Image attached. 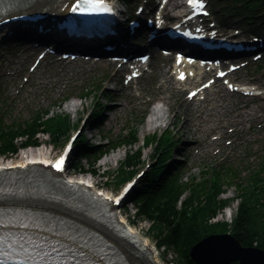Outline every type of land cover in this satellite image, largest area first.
Segmentation results:
<instances>
[{"label": "trees", "instance_id": "16d2710c", "mask_svg": "<svg viewBox=\"0 0 264 264\" xmlns=\"http://www.w3.org/2000/svg\"><path fill=\"white\" fill-rule=\"evenodd\" d=\"M71 131L70 117L60 114L47 120L39 118L24 128H0V156L18 154L20 149L29 145L38 146V135L41 133L48 136L54 146H59ZM151 143L152 146L159 147L156 157L158 162L141 180L133 202L136 218L150 222L149 233L157 239L159 246L173 248L180 259L179 264H193L189 251L195 244L211 234L227 233L230 229L244 247L264 250V188L259 187V182L239 189L240 203L231 224H211V219L229 205V201L219 199L223 191V179L219 175L212 176L206 184L192 186L188 189L189 195L182 201L180 199L185 192L179 184L167 182L165 185L157 175L163 168L169 142L163 138L161 141L152 140ZM141 163V153L127 156L114 184L120 186L135 173L132 169H137ZM94 172L96 173L95 169ZM107 175L109 180L111 174Z\"/></svg>", "mask_w": 264, "mask_h": 264}, {"label": "rangeland", "instance_id": "374dc122", "mask_svg": "<svg viewBox=\"0 0 264 264\" xmlns=\"http://www.w3.org/2000/svg\"><path fill=\"white\" fill-rule=\"evenodd\" d=\"M124 9V8H122ZM255 30L256 28H250ZM97 74V75H95ZM95 74H91L90 76H86V75H80L78 77H76L75 79H72V75L73 72L67 69H63L62 71V77H63V83L60 87L56 88V87H51L49 89V91H47V95H45L44 97H42V99H38L37 97L34 98H29V99H23V97L21 96L19 98V103H17L13 109L11 110V113L9 114L11 116L12 119H18L21 118L23 120L29 119L32 115L33 111L39 110V109H43V110H48L51 109L53 112H56V114H66L69 115L71 118V124L72 126L76 125L77 123H79V121L81 120V118L83 117V115L85 113H88L89 115L91 114V110L92 107L96 101V99H100L103 104L108 105V102L106 101L107 96L110 94L113 96V91L111 90L114 86L115 83L112 84H105V86L102 88V90L99 89V91L95 92V87L98 81V78L100 77L99 73H95ZM42 75V74H41ZM55 75V71L51 72V76L48 77L45 75H42V79L45 80L47 78H50V80L52 82L55 81V79H53L52 76ZM110 81V79H109ZM115 82V80H113ZM165 81V79L162 81H159V83L157 85H155L153 88H151L149 91H147L148 94L154 96L157 95L160 97L161 100H165L167 99L168 95L167 93L164 92L165 87H162L159 89V86L162 85V83ZM107 82V81H105ZM66 86L69 87V89H71L72 93H74V95L76 97H79L80 93L85 92L83 91L84 89L88 88L91 92H93L87 99L85 100H79L77 99L75 102H71L74 105H77L78 108L75 111H68V105L71 103H64L62 105L61 108L57 109L56 106H58V102H61L64 97H66L67 93H64L63 90L66 89ZM120 88V87H118ZM104 97V99L102 98ZM11 98L13 100V94L11 93ZM125 101L121 100L120 104H123ZM169 104L168 105H164V102L162 104H160L162 106V119L161 121H157L154 124L148 123L149 118L147 117V114L149 112H151L152 110V106H148L147 110L143 111V108H138L137 109V113L140 115L139 119L142 118L141 115L146 116L145 120L141 122V124H139V122H135L134 119L132 117H130L129 113L131 111H127L125 112V114L121 115L118 114V116H120L118 118V122L113 125L115 126L113 128V132L116 135H120L122 133L123 130L129 131V128H135L138 133H139V138L141 140V143H139L138 145H136L133 148H122L121 150L118 151H114V152H110L109 154V158L106 159H113L110 162L107 161V163H105L104 159L103 161H101L100 163H98L97 165V172L98 175H100L99 178L97 179H93L96 183H98V185L101 188H106L105 183H110L111 186L113 187V190L111 188H106L108 191H117L114 188V181L110 182L107 181V175L102 176L105 172H110L111 174H114L113 176L115 177V175L117 174L118 168L120 163L125 160L127 152L129 151H136L138 150V148L140 146H142V139L144 137H148L149 135H153L154 133L156 134H161L163 133L167 128H172V126L177 122V120L180 122L178 123V127L174 128V130H178L180 128L183 127L182 130V135H181V139H183L184 142H191V138L190 136L192 135V133L187 132L188 128H191L190 124L188 123V125L184 126V124L186 123L185 121H193V114L191 113V111L189 109H187L185 111L184 109V105H182L181 101L179 100V97L177 95L173 96V99H171L170 101L168 100ZM239 106H241L243 103H246L247 106L246 108H248L249 110L252 109V102L250 101H246V100H239ZM130 109V108H129ZM13 111V112H12ZM163 112H165V117L163 118ZM185 112V113H184ZM235 114V113H234ZM233 114V116H234ZM186 116V118L184 117ZM187 116L189 117V119H187ZM232 116V119L234 121V118ZM184 117V118H183ZM110 122V120L107 121V123ZM138 123V124H137ZM246 123V122H243ZM133 124V125H131ZM255 129L257 131H259L260 133H262L259 138H255L252 139L250 137L249 140V145L251 146L252 152H255L258 148V146L260 144L264 143V123H257L255 126ZM210 127H208L207 129H204V133L208 132ZM76 129V128H75ZM74 129V130H75ZM87 136V138L89 139L88 142L89 143H101V140L99 138H95V139H91V135L86 132L85 134ZM100 137V134H98ZM244 140V139H243ZM49 139L47 137H43L41 136V146L38 149H28L25 152H30L29 155L30 156H38L39 154L45 155V156H53L55 157V153L56 150L52 147V145L49 143ZM247 141V140H245ZM50 144V145H49ZM103 145V144H102ZM24 152H21L19 155L13 157V158H5V157H0V163H17L20 161V158L22 156ZM113 154V155H112ZM154 152L153 149H145L142 151V161H144L145 163L147 162H152L153 156H154ZM40 155V156H42ZM111 155V156H110ZM105 159V160H106ZM246 159V158H245ZM116 160V161H115ZM104 162V163H103ZM194 168L193 169H189V173L188 175L193 174L192 176H196L198 177L200 174L199 169L203 168L206 169L209 167H215V162H211L208 158H198L195 163L193 164ZM254 161H247L244 163V166H254ZM82 169L87 170V164L84 162V164L81 166ZM71 174L73 175V172H71ZM76 174V173H74ZM77 176V174H76ZM79 177V176H77ZM88 178H91L89 175L87 176ZM119 191V190H118ZM236 195V190L234 188H230V189H226V193L223 195L224 199H232L234 196ZM127 208L128 212H127V218L128 221L131 223L134 217V209L132 207V205L130 204ZM233 210V214H235L236 209H237V205L236 203L231 205V208ZM232 214V215H233ZM226 213L224 212L220 217L219 220L220 221H227L226 219ZM229 222V221H227ZM133 224V223H132ZM134 225V224H133ZM135 228L138 229L141 234L145 237L148 233V230L150 228L149 223L146 220L143 221H139L138 223H135ZM148 236V235H147ZM150 240L149 243L150 245L152 243H154L152 240V237L149 236ZM156 241V240H154ZM161 260H163V262L165 264H176L178 259L175 255V253L171 250L169 251L166 255L160 256Z\"/></svg>", "mask_w": 264, "mask_h": 264}, {"label": "bare ground", "instance_id": "6f19581e", "mask_svg": "<svg viewBox=\"0 0 264 264\" xmlns=\"http://www.w3.org/2000/svg\"><path fill=\"white\" fill-rule=\"evenodd\" d=\"M67 107H68L67 109L69 112L74 111V110L76 111L78 108V106L74 105L73 103L69 104ZM161 110H162V108H156V109L154 108L152 110V114L150 116L148 123L154 124L156 121L164 120L158 116V113ZM164 117H165V112H163V118ZM29 153L30 152H24L20 158V161L17 163H0V172L7 171L9 169H14V168L19 167V166H23L25 163H28L30 159H36L40 155H42V154H39L38 156L33 157V156H30ZM31 157H33V158H31ZM25 159H27V160L23 161ZM111 160H113V159L112 158L106 159L104 161H105V163H107V161L110 162ZM75 181L76 182H74V185L80 186L84 182L90 181V179H87V177H76ZM0 205L5 207V208H10L14 205H18V206L22 207L23 215L25 217L31 218L34 220H40L41 217L39 215L34 214L33 212L29 211L28 208H30V209L36 208V209H44V210L46 209L45 212L51 213V211H54V212L61 213L65 216L75 220L76 222L82 224L83 226H85L87 228H91L93 230H97L98 232H100L104 237L109 239L112 243H114L122 251V253L125 255V257H127L129 264H152L148 260L141 257V253L138 250H136L134 247L129 245V243H126L123 240L117 239L111 232L103 230V228L100 225L96 224L94 221L88 219L87 217L80 215L79 213L72 212L70 210H66L61 205L52 203V202L47 201V200L31 199L30 197L6 198V197L2 196L1 194H0ZM230 210L233 214V210L232 209H230ZM121 222H126V221L124 219H122ZM131 230H132L131 231L132 233L141 235V232L138 229L132 228ZM145 241H146L145 243L148 245L149 241H147V239ZM154 264H161L160 259L156 256L154 257Z\"/></svg>", "mask_w": 264, "mask_h": 264}, {"label": "water", "instance_id": "95a60500", "mask_svg": "<svg viewBox=\"0 0 264 264\" xmlns=\"http://www.w3.org/2000/svg\"><path fill=\"white\" fill-rule=\"evenodd\" d=\"M190 256L196 264H264V251L243 248L229 235L202 240L192 248Z\"/></svg>", "mask_w": 264, "mask_h": 264}, {"label": "snow or ice", "instance_id": "6c2138e0", "mask_svg": "<svg viewBox=\"0 0 264 264\" xmlns=\"http://www.w3.org/2000/svg\"><path fill=\"white\" fill-rule=\"evenodd\" d=\"M188 3L193 8H203L202 0H188ZM73 12L80 11L81 13H101V12H111L112 8L105 2V0H78L76 5L72 8ZM206 14V13H205ZM43 163H49L48 161H44ZM64 165V157H61L58 162L55 163L54 167L58 171H63ZM127 191V189L125 190ZM111 199V197H109ZM116 202L119 203V198L116 199ZM3 241L0 240V244ZM8 253L0 248V257L7 258Z\"/></svg>", "mask_w": 264, "mask_h": 264}]
</instances>
